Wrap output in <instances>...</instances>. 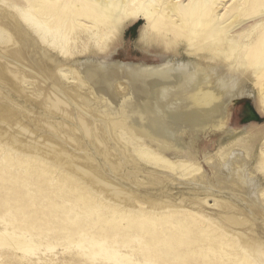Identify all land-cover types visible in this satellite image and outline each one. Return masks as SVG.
Returning a JSON list of instances; mask_svg holds the SVG:
<instances>
[{
  "label": "bare ground",
  "instance_id": "6f19581e",
  "mask_svg": "<svg viewBox=\"0 0 264 264\" xmlns=\"http://www.w3.org/2000/svg\"><path fill=\"white\" fill-rule=\"evenodd\" d=\"M262 2L248 0L246 9ZM100 3L0 0V179L2 169L14 167L7 172L17 178L36 173L39 189L52 170L61 172L57 189L64 185L58 182L78 180L71 185L99 198L97 209H104L103 219L95 218L97 239L84 233L78 238L83 241L73 242L93 258L102 255L114 264H224L221 257H234L233 264H264V235L257 231L258 221L264 226V141L260 159L253 146L247 149L253 143L245 132H224L232 138L215 152L198 148L201 135L222 127L230 102L246 94L250 71L264 61V28L237 55L238 32L230 34L224 25L215 36L219 30L212 33L206 21L212 2L204 0L181 9L178 23L162 12L152 23L162 38L170 33L187 42L189 56L175 50L157 63L122 62L113 58V40L126 13L116 16L108 2ZM223 44L227 58L218 56ZM258 82L263 86L264 76ZM166 154L191 160L169 163L167 170L151 162ZM175 181L188 192L167 193ZM76 193L75 202L87 205L88 197ZM1 221L2 235H16L7 217ZM122 232L128 241L145 238L158 262L139 261L123 251L127 243L107 240ZM25 242L15 246L24 257L42 246L29 232Z\"/></svg>",
  "mask_w": 264,
  "mask_h": 264
},
{
  "label": "rangeland",
  "instance_id": "374dc122",
  "mask_svg": "<svg viewBox=\"0 0 264 264\" xmlns=\"http://www.w3.org/2000/svg\"><path fill=\"white\" fill-rule=\"evenodd\" d=\"M97 1L101 2V5L108 2V7L114 11L116 16H121L123 11L124 14L126 13L125 16L118 20V22H124V26L121 33L116 35L113 40V45L115 46L114 59L122 62L157 63L162 57L175 54V50L182 56L190 55L187 52L192 50V48L187 42L180 41L181 39L174 40L170 33H168L166 39L162 38L154 30L152 23L157 20V16L161 12L172 23H178L179 16L177 14L181 9L202 5L204 0ZM247 1L210 0L213 9L210 20H206L208 28L213 30L212 33L219 30L215 36L220 34V29L224 25L226 32L230 31V34L238 32L237 36L233 38V41H241L242 45L237 55L242 50L247 52L249 49L248 45L257 39L260 31L264 28V17H261L264 11V2L257 3L254 8L248 11L246 9ZM130 4L135 6L134 10L130 11L128 9ZM255 9L257 10L255 11ZM150 14H152L151 17H149ZM80 34L87 37L86 34ZM198 41L199 38L193 39L194 43ZM207 43L206 41L204 45ZM213 43L218 44L216 41H213ZM222 47L225 48V51L219 49L218 56L227 58L229 56L228 49H226L227 45L223 44ZM247 67L245 69H248ZM238 68L239 70L242 69L240 65ZM250 69H253V67ZM262 76H264V61L258 62L256 69L250 71L251 79L247 81L248 83L246 82V94L230 102L222 127L200 136L198 148L201 151L215 152L220 142L224 143L227 141L228 135L223 134L226 131L234 132L235 137L245 132L253 143L251 145L247 142V149L253 146L256 158L260 159L259 148L264 141V93L262 92L264 85L262 86L258 81ZM144 148L146 151L143 152L151 157L152 155L148 153L151 152L150 149ZM159 158L161 159H155L151 162L162 163L159 167L165 170L168 169L169 163L180 164L183 160H191L190 156L173 154L162 155ZM149 166L151 167V164ZM13 168H4L1 172L0 208H2V211H0V231L3 227L1 217L5 216L8 222L12 223L8 226L9 230H15L16 235L9 238L0 233V264H114L102 257V255H96L93 258L92 253L89 254L87 251L84 253L86 255H84L80 249L73 246V242L77 240L83 241V238L78 239L80 234L85 233L86 237L97 239L96 236L99 230L98 225L95 223V218L99 215L103 219L102 213L104 211V209H97L99 208L97 205H100L99 198H94L93 194L74 188L71 182L72 184L80 183L75 179L58 182L64 185L61 189H57L56 181L61 176V172L53 171L52 168V172L42 176L43 186L41 189L37 187L39 179L36 173L35 175H28L27 171H25L17 178L12 173L7 172V170L9 171ZM182 170L176 169V172ZM170 185L172 186L165 190H167V193H173L176 196L180 193H187L189 190L187 186H181L177 181ZM76 190L88 197L87 205L82 199L79 200V203L75 202L77 198ZM158 191L159 189L156 192ZM19 201H24L26 204L24 206H16V204H20ZM208 202L210 206L213 200L209 197ZM36 211L38 212L37 218L34 217ZM262 226L263 224L258 221L257 231L264 235V226L263 228ZM199 231L200 229L195 227L193 234L199 236ZM28 232L31 234V238L34 241H40L42 246L36 251L35 256L24 257L15 246L21 247L26 243L25 236ZM129 236L126 232H122L107 240L112 241L115 239L122 245L127 243L123 251L130 253L132 257L139 261L158 262L155 256L152 255L151 249L146 247L145 238L137 241V237L131 236L130 241L125 240ZM46 244L55 245L56 247L54 250L49 251L45 249ZM84 244L88 247L87 242ZM157 245L162 251L166 249V245L163 242ZM232 252L233 254L236 253L234 250ZM230 258V260H227V258L221 257L224 264H233L231 260L234 257ZM212 260L219 261V259ZM236 264L243 263L238 262Z\"/></svg>",
  "mask_w": 264,
  "mask_h": 264
}]
</instances>
